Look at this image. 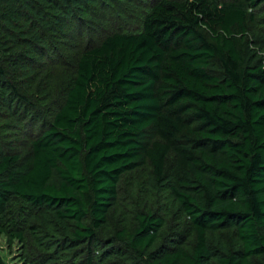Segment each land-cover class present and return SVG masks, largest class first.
I'll use <instances>...</instances> for the list:
<instances>
[{
  "label": "trees",
  "instance_id": "16d2710c",
  "mask_svg": "<svg viewBox=\"0 0 264 264\" xmlns=\"http://www.w3.org/2000/svg\"><path fill=\"white\" fill-rule=\"evenodd\" d=\"M3 237L24 264H264V0H0Z\"/></svg>",
  "mask_w": 264,
  "mask_h": 264
},
{
  "label": "rangeland",
  "instance_id": "374dc122",
  "mask_svg": "<svg viewBox=\"0 0 264 264\" xmlns=\"http://www.w3.org/2000/svg\"><path fill=\"white\" fill-rule=\"evenodd\" d=\"M119 7H121V6L119 5ZM113 9H115V7ZM117 13H119V11H115L114 12V10H113V14L114 15L110 14L109 16L111 18L118 19ZM72 31L75 33L74 30H72ZM73 42H74V40L70 39L68 42H63V43H65V46H66L65 48H73V47H75V45H71V43H73ZM74 52L75 51L73 49L72 50L70 49V53H74ZM136 175H137V173L135 174V176ZM2 247L3 248L0 250L1 255H2L3 259L8 264H24V262L22 261V259L20 257V253H19L20 246L18 244H15L13 247H8L7 243H6V240L3 237L2 238Z\"/></svg>",
  "mask_w": 264,
  "mask_h": 264
}]
</instances>
